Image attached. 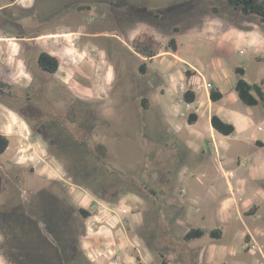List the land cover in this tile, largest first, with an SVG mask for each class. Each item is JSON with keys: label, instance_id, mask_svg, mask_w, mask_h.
<instances>
[{"label": "crops", "instance_id": "crops-1", "mask_svg": "<svg viewBox=\"0 0 264 264\" xmlns=\"http://www.w3.org/2000/svg\"><path fill=\"white\" fill-rule=\"evenodd\" d=\"M55 1L60 3L58 7L65 2ZM18 4V10L8 11ZM33 4V0H0V38L6 39L0 40V134L8 139V147L0 155V187L5 186L7 191L12 186L20 188L22 177L29 173L46 181L51 192L53 185L62 189L69 186L61 200L73 205L76 211L86 210L89 205L96 209L98 205L105 206L102 213L91 214L87 209L90 211L87 218H77L82 224L80 247L85 264H264V103L248 107L234 91L237 81L243 79L259 85L264 92V23L228 4L233 10H225V15L213 7L212 15L203 23V32L217 39V53L212 56L219 58L210 60H205L209 59L205 48L178 44L174 38L176 51L171 52L177 57L168 62L169 77L175 82L177 61L184 63L188 70L183 79L189 80V91L195 99L188 110L177 107L173 102L177 88L161 77L164 91L158 108L165 115L166 136L154 137V145H160L162 156L169 155V167L162 174L149 173L144 188L138 189L141 194L137 190H115L112 194L116 197L112 195L111 200L105 201L104 194L110 192L105 183L97 181L95 191L85 182L74 185L65 180L69 174L60 163L62 159L48 154L46 142L41 133L33 131L37 128H32L23 109L31 107L34 92L47 86L48 79L42 73L59 81H70L79 72L87 80L84 85L80 80L75 98L100 102V91L104 93L111 84L104 47H98L97 56L99 78L104 81L93 84L92 89L88 74L77 70L82 56L73 48L72 40L84 48L90 38L109 39L108 31L101 15L95 21L87 14H80L76 24L72 17L67 18L71 22L55 28L29 30L32 25L24 24L23 17L32 18ZM174 29L177 34L178 29ZM35 49L39 51L33 53ZM247 51L251 55L243 58V67H232L237 76L232 77L231 64L224 54L230 57L238 53L245 57ZM41 52L59 58L56 73L48 74L38 67L37 56ZM189 66L203 77L197 78ZM237 68L242 69V76L236 73ZM250 70L255 71L253 78H248ZM203 81L220 92L222 97L218 101L210 100V90L203 87ZM213 115L232 125L234 131L223 135L214 130ZM192 118L194 121L190 123L188 120ZM181 153L183 165L172 174L171 160L176 156L180 159ZM83 171L85 177L92 176L88 165ZM174 185L185 190L175 194ZM192 230H202L204 235L184 240ZM215 230L219 231V238L210 237L209 233ZM251 238L261 245V252L248 251L246 245Z\"/></svg>", "mask_w": 264, "mask_h": 264}, {"label": "rangeland", "instance_id": "rangeland-1", "mask_svg": "<svg viewBox=\"0 0 264 264\" xmlns=\"http://www.w3.org/2000/svg\"><path fill=\"white\" fill-rule=\"evenodd\" d=\"M33 1L34 15L30 19L23 17L24 24L32 25L29 30L55 28L63 22H71L67 18L72 17L76 24L80 14H87L95 21L101 15L109 39L90 38L84 48H80L75 39L72 42L73 48L82 56L77 70L88 74V84L92 89L93 84L104 81V78H99L97 66L99 46L106 52L110 69L107 77L109 81L111 79L110 88L104 93L100 91V102H86L75 98L81 86L80 80L83 85L87 80L79 72L70 81H59L42 73V77L48 79L47 86L34 92L31 107L23 109L32 128H37L33 131L41 133L48 154L62 159L60 163L69 174L65 176L68 183L85 182L98 191L97 181H101L110 189L108 194H104L107 197L105 201L116 197L112 194L115 190L143 189L149 173L162 174L169 167V155L162 156L160 145H154V137L166 136L165 115L158 108L164 91L160 84L162 78L163 81L169 80L172 88L181 84L189 90L191 85L188 79L184 82L188 69L181 61H177L179 66L173 75L177 83L170 79L171 69L167 65L177 56L167 43L175 38L178 44L205 48L209 53V59L205 60L219 58L212 56L217 53V39L203 32V23L212 15L213 7L223 15L225 10L233 9L225 0H65L60 7L55 0ZM19 8L20 4L8 11ZM252 17L258 20L256 16ZM173 28L178 29L177 34ZM142 33L155 37L160 45L159 57L148 61L136 52L133 42ZM38 51L35 49L33 53ZM164 52L167 55H163ZM224 55L231 64V76L237 77L232 67H243V58L251 54L247 51L245 57L238 53L230 57ZM144 62L147 70L140 74L139 67ZM100 69L102 71L103 68ZM254 72L250 70L248 78H253ZM40 82L44 83L42 79ZM174 95V104L188 110L184 94L178 92ZM162 100L165 102V98ZM143 102H146L147 109L143 108ZM150 137L153 138L151 142ZM229 143L233 144L231 140ZM41 147L43 149V144ZM183 157L181 153L180 159L176 156L171 160L172 174L183 165ZM87 165L92 176L85 177L83 169ZM22 179L20 188L12 186L7 191L3 188L5 186L0 187V264H59V261L61 264H85L81 259L82 224L77 219L80 215L73 205L69 207L65 200H61L69 186L62 189L53 185L51 192L41 178L26 173ZM177 186L173 187L175 194L184 189ZM51 195L58 198L53 199ZM92 208L93 205L87 208L91 214L97 211Z\"/></svg>", "mask_w": 264, "mask_h": 264}, {"label": "trees", "instance_id": "trees-1", "mask_svg": "<svg viewBox=\"0 0 264 264\" xmlns=\"http://www.w3.org/2000/svg\"><path fill=\"white\" fill-rule=\"evenodd\" d=\"M12 1V0H11ZM226 3L232 7L234 10L241 12L243 15L256 16L261 23H264V0H225ZM176 30L174 29V33ZM134 49L140 55L152 59L155 57L160 50V45L152 34L142 33L139 34L133 42ZM168 48L172 51H176V41L171 38L167 43ZM60 60L56 56H52L47 52H41L37 56L38 67L48 73L54 74L58 70ZM146 64L143 63L139 67V73L145 74ZM236 73L243 75L241 68L236 69ZM234 91L236 92L239 100L248 107H254L259 104L264 103V92L261 90L260 86L257 84H250L243 79H239L234 86ZM210 100L212 102L218 101L222 95L218 90L211 86L209 91ZM183 99L187 104L194 102L195 95L192 91H186L183 95ZM146 102L142 103L144 109H147L145 105ZM190 123L194 121V118L188 120ZM211 125L214 130L223 134L230 135L234 128L230 124L222 122L216 115L211 117ZM8 147V139L0 134V155H2ZM78 214L80 217L87 218L90 214L85 209H79ZM204 235L202 230H192L187 233L184 240H190L198 238ZM212 238H219V231L215 230L209 233Z\"/></svg>", "mask_w": 264, "mask_h": 264}, {"label": "built area", "instance_id": "built-area-1", "mask_svg": "<svg viewBox=\"0 0 264 264\" xmlns=\"http://www.w3.org/2000/svg\"><path fill=\"white\" fill-rule=\"evenodd\" d=\"M0 40L4 41L6 39L5 38H0ZM189 69L196 73L197 76L196 75L195 76L197 78H202L203 77V75L200 72H198L195 68L189 66ZM203 83H204L203 84V87H205L206 89H209L210 90L211 84H209L206 81H203ZM177 91L184 94L187 90H186V88H185L184 85H181V84L179 85L178 84L177 85ZM187 106H190V104H187ZM258 130H261V128H258ZM95 209H96V207L95 208L94 207L92 208V210H95ZM103 209L105 210L106 207L105 206L103 207V205H98L96 210L99 213H102L104 211ZM109 210H111V208ZM246 247H247V249H248L249 252H261V249H262L261 245L254 238H251L250 242L247 243Z\"/></svg>", "mask_w": 264, "mask_h": 264}]
</instances>
